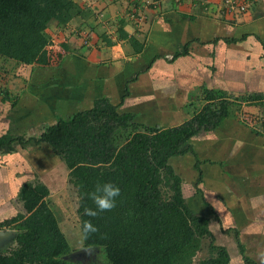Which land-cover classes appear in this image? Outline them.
<instances>
[{"label":"trees","instance_id":"16d2710c","mask_svg":"<svg viewBox=\"0 0 264 264\" xmlns=\"http://www.w3.org/2000/svg\"><path fill=\"white\" fill-rule=\"evenodd\" d=\"M124 1L131 4L127 12L135 23L136 3ZM84 10L73 0H0V60L11 62L13 68L42 71L46 67L40 54L52 44L48 29L54 25L62 31L71 20L86 19L89 12ZM123 25L119 19L115 33L118 39L126 37ZM79 35L82 45H86L88 33ZM223 36L214 37L210 43L221 41L227 46L244 40ZM193 42L180 45L165 61L185 57ZM157 59L163 58L156 55L151 61ZM134 81L135 78L126 81L118 104L101 96L92 100L87 109L54 117L51 124L40 127L37 135L25 137L7 129L0 133V155L43 146L58 160L66 172V184L76 197L81 247L98 252L91 264H234L235 259L240 264H256L236 236L232 238L236 254L231 257L210 231L209 224L217 220L218 209L205 202L198 187L204 161L196 157L191 140L214 130L223 120L234 119L241 104L264 107V96L232 98L225 92L201 87L202 96L196 95L185 109L187 119L161 127L139 120L138 113L118 112L128 97L126 84ZM14 106L13 103L10 108ZM186 157L193 158L191 171L196 178L191 183L192 194L184 197L186 175L183 178L172 165ZM104 183L119 187L116 207L96 218L85 216V208L95 209L88 193ZM15 197L22 213L0 221V230L11 232L0 240V264H79L69 256L72 249L41 193L24 182ZM196 201L194 208L190 206ZM89 219L98 231L84 239L80 224ZM233 229L236 234L237 229ZM199 253L204 257L195 261Z\"/></svg>","mask_w":264,"mask_h":264},{"label":"crops","instance_id":"0c3cea01","mask_svg":"<svg viewBox=\"0 0 264 264\" xmlns=\"http://www.w3.org/2000/svg\"><path fill=\"white\" fill-rule=\"evenodd\" d=\"M73 1L83 9L77 0ZM133 1L136 6L139 5V1ZM150 1L155 4L158 2V0ZM161 1L163 2V0H159V4H162ZM218 1L221 0H184L178 3L174 0H165L169 5L161 9L160 5H154L159 11L155 15V20H151L150 23L153 30L151 42L143 43L145 49L142 53L132 51L121 59L112 58L113 54L111 53L113 50L119 51L125 43H128L130 30L136 27L134 21L125 15L120 18L124 24L121 30L126 34V37L118 39L115 35L119 20L117 19L112 24L114 33L110 29L111 31L106 33L109 37L105 39V35L102 34L105 31L104 28L100 27L96 21L94 24L93 20L96 15H93L89 8L86 19H73L64 30H57L51 36L52 52H57V56H60L61 59L56 60L57 56L56 59L48 57V65L45 69L42 71L35 69L32 72L34 80H36L35 85H39L42 92L52 87L51 84L55 81L58 86L56 88H61V94L65 96V102L69 105L73 104L77 108L81 105L89 108L92 100L101 96L108 98L113 104H118L125 87L124 84L130 79L127 77L139 68L140 62H143L147 64L142 70L143 72L135 73L133 75L135 81L126 84L128 97L117 108L122 112L125 110V101L128 98L134 97L137 102H142L140 103L142 105L147 103L144 101H148L150 94L153 96L152 92L157 83L162 85L161 99L169 98L174 90L170 86L169 77L172 73L169 68L179 71L178 62L181 57L171 63H167L165 59L171 56L170 48H178L184 43L194 41L188 47H191L192 44H200V47L204 49V51H200V57L209 55L208 60H204L205 65H201L200 71L205 73L207 69H216L214 73H217L210 85L202 83L201 87L205 86L204 88L207 90L222 91L224 84L227 83L231 85L225 87L230 91V95L260 94L264 96V0H254L246 13L235 18L227 16L215 20L204 16L202 12L205 8L204 3H217ZM122 3L125 1L122 0ZM151 8L149 5L148 9ZM156 22L158 25L164 22V30L160 29V26L155 27ZM86 24H89L90 27ZM49 29L48 33L51 34ZM194 29H197L195 36L205 38V40H212L214 37L223 36V34L234 39L244 40L241 43L227 46L221 41L205 44L199 39L195 41V38L192 37ZM85 31L88 33L89 41L83 46L79 33L82 35ZM186 36V42L183 44L179 43V40L176 41L175 37L186 38ZM102 40H108L109 43H104ZM50 46L45 50L49 51ZM210 48L211 50H208ZM212 49L214 56L209 52ZM174 51L175 49H173ZM43 53L44 51L40 55L42 56ZM47 53L44 54L47 55ZM156 55L163 59L151 61L152 57ZM188 55L187 51L186 56ZM41 56L40 59L45 61L46 59ZM139 57H141V61L138 60ZM188 69L194 71L192 66ZM189 70L179 76L181 80L186 81L192 77L193 72ZM36 77L38 78L36 79ZM147 78L151 79L150 83L146 80ZM141 79H145L146 83L142 82L138 85ZM217 82L219 85L215 87ZM135 83L136 90L131 92L130 87ZM186 84L188 85H185V88L180 89L181 92L191 88L190 82ZM119 86H122L121 93L118 91ZM146 88H151V92ZM225 93L228 94L226 91ZM75 108L71 111L69 108L66 114H62L58 108H54L49 110L52 114L54 113L52 116L44 115L43 117L49 119L46 124H51L54 117H67L74 111L81 110H75ZM146 110L149 112L150 107L146 109L142 107L138 112L141 119L148 117L143 115V111ZM167 110H170V113L175 112L171 107ZM239 112L250 115V118L241 120L236 115L234 119L223 120L214 130L205 133V136L214 138L212 144L215 160L212 157H205L201 160L204 163L200 166L199 189L205 202H208L210 206L214 205L212 201H220L221 205L219 206L224 213L222 220L225 218L228 220L225 221L226 224L231 220L234 228H238V231L241 230L245 236H254L252 237L254 241H246L248 248L247 253L245 249V253L258 264L256 253L264 249V107L241 104ZM158 119L159 117L151 122L157 123L161 127H169L164 125L167 120L161 123ZM211 161L215 162V165L208 164ZM219 219L220 216L217 217V220L221 222Z\"/></svg>","mask_w":264,"mask_h":264},{"label":"rangeland","instance_id":"374dc122","mask_svg":"<svg viewBox=\"0 0 264 264\" xmlns=\"http://www.w3.org/2000/svg\"><path fill=\"white\" fill-rule=\"evenodd\" d=\"M79 5L84 9H91L94 16V24L95 21L97 24L104 28V38L106 39L109 37L106 33L107 31H111L114 33V29L112 24L115 23L117 19H120L122 16H129L128 9L131 8V4L128 5L127 2L122 3V0H77ZM121 1V2H120ZM200 1V0H199ZM222 1V0H221ZM221 1L217 3L206 2L204 10H202L203 15L209 17L210 19H219L223 16L219 14V6ZM162 2V1H161ZM178 2V1H177ZM254 3V0L252 1ZM161 8H166L168 3L163 0L162 4H159ZM199 3V2H198ZM202 3V2H200ZM150 0H139V5L136 7L138 9L136 11V15L138 18L135 22L136 27L130 30L128 43H125L123 47L119 49V51H112L113 54L111 57H115L117 59H121L126 56L128 53L135 51V53H142L145 49L143 47V43L145 44L147 41L151 42L152 39V26L150 27L151 20H155L157 15L156 6L157 5ZM151 5V9H148V6ZM154 6V9H153ZM172 6V4H170ZM251 7V6H250ZM155 10V12H154ZM89 11V10H88ZM246 13V12H244ZM243 13V14H244ZM129 14V15H128ZM233 18L238 17L239 15H230ZM227 17V15L225 16ZM229 18V17H228ZM153 20V21H154ZM160 26L159 28L164 30L165 23L157 24L155 23V27ZM112 27V28H111ZM97 28V27H94ZM111 29V30H110ZM150 29V30H149ZM193 30L192 37L197 38L203 41L205 44H209L211 39L205 40V38L195 36V31ZM51 32V36L57 32V28L53 27L49 29ZM147 35V36H146ZM103 38V39H104ZM176 41H180L179 43L186 42L187 36L185 37H175ZM113 40V38H112ZM58 41V40H57ZM104 43L108 42V40L104 41ZM207 41V42H206ZM60 42V41H59ZM56 44L55 42H53ZM178 43V44H179ZM82 44V43H81ZM211 44V43H210ZM198 44H192L191 47H187L186 52L188 51L189 55L186 57H181L178 62L179 71H174L172 68H169L171 76L169 80L171 82L170 86L174 88L173 94L169 98L161 99V86L160 83H157L153 93L148 97V101H144L143 105L140 104L142 102H137L134 97L128 98L125 102V110L129 112H140V109L149 108L150 111L148 112L143 111L144 116H148L146 118L143 117L144 122L152 123L155 118L159 117V121L167 120V126L178 125L185 119H187V114L185 113L186 107L190 104L189 102L193 101L196 95L202 96L200 94L199 87L203 86L202 83L206 85H210L211 81L214 77H216L217 73L215 74L216 69H207L204 72H201L200 68L205 65L204 60L207 61L209 55L205 57H200V51H204L202 47ZM204 47V45H202ZM173 49H179L173 48ZM173 49L170 48L169 53L172 54ZM208 50H211L208 49ZM47 55L43 54L41 58L45 60V67L48 65V57L55 58L57 52L53 53V49L50 46L49 53L48 49L46 50ZM164 52V51H163ZM209 52H213L209 51ZM110 54V55H111ZM169 54V56H170ZM211 55V54H210ZM213 55V53H212ZM214 56V55H213ZM141 57L138 58L140 60ZM167 59H169L167 57ZM211 59V58H210ZM57 60V59H56ZM50 61V60H49ZM123 61V60H122ZM141 61V60H140ZM54 63V62H53ZM147 64L140 62L139 68L130 76L127 77L133 78L135 73L143 72L142 70L145 68ZM202 65V66H201ZM210 65V63H209ZM190 66L194 69H188ZM168 67V66H167ZM190 71L192 73V77L188 80H181L180 75L184 74L185 71ZM192 70V71H191ZM34 71V69H33ZM32 71V72H33ZM203 71V70H202ZM30 72V69L23 68V67H15L11 65V62L2 61L0 60V133H3L7 129H11L13 133L16 135H24L25 137H30L37 135L40 131V127L42 124L48 123L49 119L44 115L52 116L53 114L49 112V110L58 108L62 114H66V111H70L75 107L73 104L65 102V96H63L61 88L58 87L56 82L52 83V87L49 89H45L42 92L40 91V86L35 85L36 80H34L33 74ZM167 72V71H166ZM32 75V76H31ZM38 77H36L37 79ZM54 78V76H53ZM32 79V80H31ZM55 79V78H54ZM149 83L151 79H146ZM145 79H141L140 83H146ZM190 80V81H189ZM157 82V81H156ZM190 82L191 88L187 89L185 92H181V88H185L186 83ZM130 87L131 92L136 90L137 86ZM142 85V84H141ZM219 83L217 82L214 86H218ZM231 86L227 83L224 84L222 88V92H227L229 94V90L225 87ZM122 87V86H121ZM121 87H118V91L121 93ZM205 87V86H204ZM149 89V88H146ZM151 89V88H150ZM148 90L151 92V90ZM144 91V90H142ZM60 92V94H58ZM178 92V93H177ZM116 93V92H115ZM189 95V96H188ZM236 96L232 95V98ZM4 100V101H2ZM116 101V98H114ZM14 103V108H10V105ZM189 103V104H188ZM71 106V107H70ZM169 107L174 108L173 113H170V110H167ZM88 108L86 106L76 107V109H83ZM133 110V111H132ZM172 110V109H171ZM120 112V111H118ZM159 113V114H158ZM170 113V114H169ZM238 118L241 120H247L248 115L243 112L237 113ZM142 117L139 118V120ZM154 118V119H152ZM51 120V119H50ZM163 125V126H164ZM212 134V133H211ZM191 140L193 149L196 153V157L199 160L204 159L205 157H212L215 160V153H214V138L211 136L207 137L204 134H200L198 136L192 137ZM208 152V153H207ZM193 163L192 157H186L184 160H176L173 163V169L176 173H179L184 178L186 175V179L183 181L182 191L184 197H187L192 194L193 188L191 183L195 180L196 174H192L191 165ZM193 178L189 176L191 174ZM66 172L63 170L62 165L58 162V160L53 157L50 152L45 147L40 148H33L27 147L26 150H17L16 153L10 155H0V221L10 218L16 213H22L20 208V204L16 200V192L20 185L24 182H28L31 185V188L39 193L44 197L45 201L47 202L50 209L53 211L57 222L58 227L61 233L63 234L64 238L69 243L72 252L70 253V257L74 262H79V264H91V261H96L95 257H97L98 252L93 250L92 253H82L75 255L74 253L80 249L81 242H80V235L77 228V218H76V197L72 192L71 188H68L66 184ZM199 187V185H198ZM214 206L217 207V217L220 216V221H211L210 222V231L213 233V236L216 239V242L219 245H223L226 247L229 253L232 255L236 254V247L235 243L233 242V237H237L239 243H242L244 248L246 249L247 253V244L246 241H254L252 237L254 236H245L241 230H236V234L233 229V223L231 220L226 224L225 221H228L224 218V213L219 205H221L219 200L212 201ZM198 202L194 204H190L194 208V205H197ZM238 229V228H237ZM1 231V230H0ZM215 242V243H216ZM204 257L203 253L197 254L195 257V261ZM257 260V258H256ZM258 261V260H257ZM234 264H240V262L235 259L233 261ZM99 264V262H97Z\"/></svg>","mask_w":264,"mask_h":264},{"label":"clouds","instance_id":"9594fccd","mask_svg":"<svg viewBox=\"0 0 264 264\" xmlns=\"http://www.w3.org/2000/svg\"><path fill=\"white\" fill-rule=\"evenodd\" d=\"M120 195L119 187L112 183L97 184L94 190L88 193V198L92 200L95 209L85 208L84 215L96 218L100 213L111 211L116 207V198ZM98 228L93 225L91 219L83 220L80 224V232L84 239L90 234L96 233ZM258 264H264V249L256 253Z\"/></svg>","mask_w":264,"mask_h":264},{"label":"built area","instance_id":"2783aa9c","mask_svg":"<svg viewBox=\"0 0 264 264\" xmlns=\"http://www.w3.org/2000/svg\"><path fill=\"white\" fill-rule=\"evenodd\" d=\"M253 0H222L219 6V14L241 15L246 12L252 5ZM130 18V17H129Z\"/></svg>","mask_w":264,"mask_h":264},{"label":"water","instance_id":"95a60500","mask_svg":"<svg viewBox=\"0 0 264 264\" xmlns=\"http://www.w3.org/2000/svg\"><path fill=\"white\" fill-rule=\"evenodd\" d=\"M11 235V232H3V231H0V240L1 239H4V238H6L7 236H10ZM92 249H86V248H84V249H80V250H78V251H76L74 254L75 255H77V254H82V253H85V254H90V253H92Z\"/></svg>","mask_w":264,"mask_h":264}]
</instances>
